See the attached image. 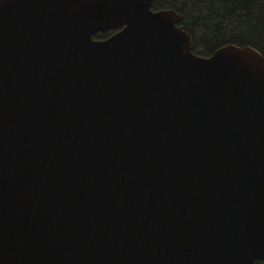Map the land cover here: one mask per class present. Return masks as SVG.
Here are the masks:
<instances>
[{
    "label": "water",
    "instance_id": "obj_1",
    "mask_svg": "<svg viewBox=\"0 0 264 264\" xmlns=\"http://www.w3.org/2000/svg\"><path fill=\"white\" fill-rule=\"evenodd\" d=\"M151 3L0 0V264L264 260V55Z\"/></svg>",
    "mask_w": 264,
    "mask_h": 264
},
{
    "label": "trees",
    "instance_id": "obj_2",
    "mask_svg": "<svg viewBox=\"0 0 264 264\" xmlns=\"http://www.w3.org/2000/svg\"><path fill=\"white\" fill-rule=\"evenodd\" d=\"M151 8L179 12V25L190 34L192 50L200 56L208 57L226 44L250 45L264 55V0H152ZM117 30H102L94 37L106 39Z\"/></svg>",
    "mask_w": 264,
    "mask_h": 264
}]
</instances>
